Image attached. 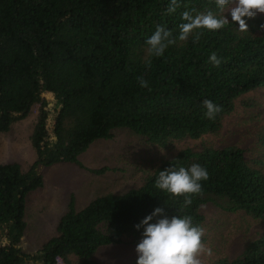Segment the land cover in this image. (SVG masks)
<instances>
[{
    "label": "trees",
    "instance_id": "1",
    "mask_svg": "<svg viewBox=\"0 0 264 264\" xmlns=\"http://www.w3.org/2000/svg\"><path fill=\"white\" fill-rule=\"evenodd\" d=\"M169 3L0 0V133H8L39 105L30 136L33 164L25 171L18 162L0 163V264H58L59 258L65 264H106L94 258L96 251L126 241L136 244L142 230L135 225L155 207L168 216L189 215L203 229L201 207L207 203L264 219V158L248 157L237 145H203L162 161L136 188L102 194L82 209L72 196L55 234L34 253L21 247L26 198L44 185L41 166L83 168L79 157L121 129L163 148L181 138L217 134L235 101L264 87V13L245 18L247 27L241 30L228 14L229 5L217 10L215 0H179L180 7L169 14ZM191 9L223 16L225 26L197 30L195 41L191 36L177 40L149 65L146 38L157 25L177 35L181 13ZM212 52L221 58L219 66L208 62ZM138 77L148 86L141 87ZM204 99L221 106L215 119L204 117ZM259 144L264 148V134ZM194 163L205 166L209 178L201 182L200 193L186 194L190 205L184 195L155 187L159 170ZM211 264H264V235L239 256H218Z\"/></svg>",
    "mask_w": 264,
    "mask_h": 264
},
{
    "label": "rangeland",
    "instance_id": "2",
    "mask_svg": "<svg viewBox=\"0 0 264 264\" xmlns=\"http://www.w3.org/2000/svg\"><path fill=\"white\" fill-rule=\"evenodd\" d=\"M45 97L49 100L53 98L49 94ZM38 110L39 105H34L28 117L14 123L8 133H0V163L18 162L25 171L33 164L36 153L30 136ZM262 134L264 87L239 97L217 134H206L199 139L181 138L163 148L127 129L117 130L112 139L94 142L79 157L83 168L68 163L40 167L44 185L31 191L26 198V229L21 247L34 253L48 241L55 234L56 224L67 210L72 196L76 208L82 209L102 194L122 193L136 188L143 177L162 161L187 147L200 149L203 145L216 148L237 145L246 150L248 157L264 158V148L259 144ZM103 167L108 170L102 174L91 171ZM201 211L205 216L204 244L210 249L208 254H201L202 264H211L218 256L235 258L250 241L264 235V219H255L242 211L228 212L213 203L204 204ZM135 245L126 241L101 247L94 258L106 264H131L137 256ZM57 262L65 264L61 258Z\"/></svg>",
    "mask_w": 264,
    "mask_h": 264
},
{
    "label": "clouds",
    "instance_id": "3",
    "mask_svg": "<svg viewBox=\"0 0 264 264\" xmlns=\"http://www.w3.org/2000/svg\"><path fill=\"white\" fill-rule=\"evenodd\" d=\"M215 5L217 10H223L229 5L228 14L241 30L247 27L245 18L264 13V0H215ZM178 7H180L179 0H170L167 12L171 14ZM181 19L184 22L179 25L177 35L174 36L169 29L157 25L155 31L146 38L149 65L151 58L162 57L166 49L177 40L185 41L191 36L195 41L200 35L197 30L217 31L226 23L223 16L211 10L206 12H198L195 9L185 10L181 13ZM207 59L212 66H219L221 63V58L215 52H212ZM138 83L141 87L148 86V82L142 77H138ZM202 109L204 117L215 119L221 111V106L210 99H204ZM208 178V170L201 164L194 163L188 167L171 165L159 170L154 185L172 196L184 195V204L190 205L192 201L186 194L200 193L201 182L207 181ZM135 228L142 230L140 239L135 245L137 254L135 264H202L201 254L210 252L202 239L204 229L195 224L189 215L168 216L164 208L155 207L135 225Z\"/></svg>",
    "mask_w": 264,
    "mask_h": 264
}]
</instances>
